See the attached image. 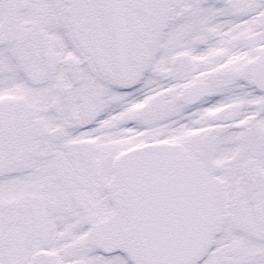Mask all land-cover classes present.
<instances>
[{
  "label": "snow or ice",
  "instance_id": "obj_1",
  "mask_svg": "<svg viewBox=\"0 0 264 264\" xmlns=\"http://www.w3.org/2000/svg\"><path fill=\"white\" fill-rule=\"evenodd\" d=\"M0 264H264V0H0Z\"/></svg>",
  "mask_w": 264,
  "mask_h": 264
}]
</instances>
